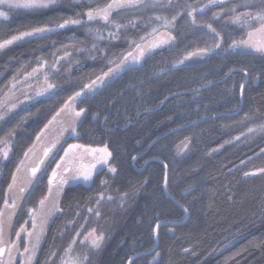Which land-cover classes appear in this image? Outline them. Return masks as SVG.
<instances>
[{"label": "trees", "instance_id": "16d2710c", "mask_svg": "<svg viewBox=\"0 0 264 264\" xmlns=\"http://www.w3.org/2000/svg\"><path fill=\"white\" fill-rule=\"evenodd\" d=\"M98 2L103 4L107 0ZM96 3L97 0H93L92 6ZM185 3L198 6L206 0H180V7ZM88 6V0H80L79 3L60 0L48 9H13L7 21L0 19V42L34 27L55 26L65 19L76 18L77 13L86 19L82 14ZM214 11H219V8L204 15L197 14L198 23L212 22ZM175 12V8H157L115 14L121 23H126L134 15L141 16L143 22L122 33L120 40L99 41V48L105 50L104 57L97 52V59L92 60L86 53L79 52L74 60L79 63L73 62L71 82L66 89L31 105L27 111H20L0 129V138H5L13 129L16 133L12 155L4 164L0 177V206L22 154L68 97L80 91L101 71L108 70L107 58H119L131 50L125 35L139 41L140 36L150 31V26H145L149 16L155 13L171 17ZM213 23L222 34L223 48H227L233 39L241 38L243 30L227 24L226 18ZM95 26L103 27L102 24ZM86 27L88 25H70L47 34L43 39L25 38L0 50V91L21 65L35 58L50 60L57 50L70 45L91 47ZM172 34L176 40L171 50H158L143 66L123 72L110 86L78 105L77 108L86 109V115L81 118L77 129V142L106 144L112 153L110 163L118 171L109 174L105 168L99 169L89 184L67 186L61 195V208L75 202L84 203L105 187L111 193H122L145 182L131 214L112 236L98 263L124 264L135 252L153 246V230L159 221H178L185 217L183 210L164 195L166 170L167 191L175 194L189 211L188 218L182 223L158 225L156 251L161 253L160 264H264V222L257 229L239 236L242 231L235 223L239 196L234 185L243 171L264 161V151H260L264 147V135H251V139L248 135L241 136L250 121L255 122L254 118L264 120V57L257 54L225 55L222 48L219 56L189 60L186 62L188 67L160 73L161 68H168L192 50L213 43L211 35L194 29L186 15L178 19ZM230 69L236 71L225 76ZM243 69H247V77ZM242 79L247 80L243 98L240 95ZM208 81H211L209 86L200 87ZM193 89H199V93L195 94ZM237 106L242 109L237 115L223 114L201 120L194 127L191 124L159 138L147 149L153 139L170 127L206 115L228 112ZM245 114L252 119L241 123ZM238 134L240 139L232 140ZM189 140V147L177 152L179 145ZM143 151L133 161L132 157ZM150 156L158 160L149 161L139 171L138 168ZM44 179L31 189L14 228L29 217L28 209L36 207L45 195L48 184ZM102 180L107 183L101 184ZM185 189H189L188 194H184ZM233 193L235 195L232 196ZM232 237L235 239L230 245L216 251ZM46 246L47 239L35 264H40ZM153 255L155 251L141 256L135 263L148 264Z\"/></svg>", "mask_w": 264, "mask_h": 264}, {"label": "snow or ice", "instance_id": "6c2138e0", "mask_svg": "<svg viewBox=\"0 0 264 264\" xmlns=\"http://www.w3.org/2000/svg\"><path fill=\"white\" fill-rule=\"evenodd\" d=\"M58 0H0V6H4L8 11L0 10V19L7 21L9 19V12L13 9H48L57 4ZM77 3L80 0H76ZM89 6L87 10L82 14L77 13L76 18L65 19L62 23L55 26H40L34 27L30 31L21 32L18 35L12 36L10 39L0 42V50H4L8 46L12 45L15 41L23 40L25 38L33 37L43 39L47 34L53 33L58 29H65L70 25L82 26L88 25L85 32L86 36L91 37V47H80L78 52L87 54L88 59H97V52L101 57L105 56V50L99 48V41L107 40L117 41L121 39L122 33H127L129 28H136L138 24L143 22L141 16H133L126 23H121L118 16L115 14L123 11L143 12L147 9L157 8H175L176 12L171 17L167 15L153 14L148 17L145 26H150V31L140 36L139 41L134 38H130L125 35L124 39L129 45V51L122 53L119 58H107V71H101L95 79L86 83L80 91L75 92L72 96L68 97L64 106L57 112V116L62 113L67 118V123L61 120L58 136L48 145L43 147L42 156L34 166L27 167L25 169V160H21L16 166V171L12 173L11 182L8 184L7 192L4 194L3 204L0 206V264H34L37 260V254L41 247V242L45 237V231L48 226L49 220L55 216L62 214L61 209V194L64 191L66 184H88L93 179V172L96 170L97 165H101V171L103 168H107V171L112 174L117 173V168L110 163V157L112 153L108 150V147L93 148L83 144H68L67 148L63 149L64 155L60 156L59 161H56V167L52 169L51 175L48 177V190L47 194L39 201L38 207L28 209V216L31 220V227H25L21 225L15 232V239L10 238V230L13 227V217L17 215V209L21 207L20 201L27 200V197L31 195V189L35 187V183L43 178L47 169L41 171V166L44 165L45 160L48 159L56 145L60 143V139L64 136V133H69L70 136H78V126L81 122L82 115H86L84 108L77 107L85 100L90 99L97 95L104 87L110 86L120 75L125 71H131L139 66H143V63L152 58L158 50H171L175 46L176 37L172 34L175 30L178 19L182 15H186L194 29L199 31H206L210 34L213 43L211 46H205L197 48L195 52H189L183 57V59L171 64L168 68H161L160 73H166L169 71L180 69L181 67H188L186 63L193 57L198 58H211L221 55L222 34L217 31L214 26L215 21L226 18V23L239 27L243 30L241 38L239 40L233 39L231 44L227 48H223L225 55H250L257 54L264 57V39H258V37H264V0H206V3L198 6L185 3L183 7H180V0H107L106 3H99L97 0L96 6H92L93 0H88ZM231 4L232 7H228ZM219 8V11L212 13V22L207 24H200L197 21V14L204 15L207 11ZM244 9V11H241ZM153 21L156 23L153 24ZM91 22V23H90ZM96 24H102L103 27L95 26ZM105 30L107 34L105 35ZM55 62L51 65L46 60H38L35 67L30 72H25L23 80L28 81L32 78L39 79L42 76L41 86L36 90L35 96H27V99L33 100L36 97H43L46 94L51 98L58 92V85L51 79L55 73L59 72L58 65L62 61L71 60L69 52L65 51L63 56H56ZM79 63V61H74ZM24 65L17 70V73L8 82V92L5 93L4 98H0V121L5 120L7 113L12 112L18 107L17 103H9L8 99L13 95V89H16L17 84L21 83V80L17 78L18 74L24 69ZM49 68L50 71H45ZM71 72V64L66 69ZM236 70L230 69L225 73V76L233 74ZM245 77L248 76L247 69H243ZM160 73H157L159 75ZM211 84L208 81L207 84H202L200 87H207ZM31 88V85H26ZM246 84H240V95L243 98ZM195 94L199 93V89H193ZM167 99V98H166ZM163 103V101H161ZM151 109H146L150 111ZM242 109L237 106L231 109L230 115H237ZM27 111V109H24ZM139 115V113H137ZM219 115H223L222 113ZM49 121V124L45 125L44 129H41V134L48 129L49 125L55 122ZM204 119V118H202ZM252 117L245 114L244 120L241 123L251 120ZM198 121H193L194 127ZM19 126V125H18ZM172 131H180V129H173ZM249 134L264 135V120L255 124L252 127H247L246 132L241 133V136ZM16 135L15 129L9 131L8 137L14 138ZM37 141L41 139V135H37ZM235 140H239L240 136L234 137ZM227 141L226 143H230ZM190 140L185 143L184 149L189 147ZM35 144L25 151V158L29 157V154L33 152ZM12 151L11 139L0 138V162L10 158V152ZM183 151V150H182ZM85 158L90 159V163H83ZM52 159H55L53 156ZM133 161L137 159L136 156L132 157ZM75 161H80L76 164ZM147 163V162H146ZM168 165L165 164L164 168L167 169ZM26 170L28 179L23 185L18 187V174ZM264 173V169L260 170ZM40 173L38 177L37 174ZM250 175L245 173V176ZM255 175V173H252ZM107 181L102 180L101 184H106ZM164 195L167 199L172 200L177 207L181 208L184 213H188V208L180 202V199L175 194L167 191V176L165 177ZM189 189L184 190V194H188ZM135 195V193H133ZM129 198L128 193L119 194L118 200L120 207H123ZM93 206L87 207L88 215L85 216V223L91 218H95L96 223H99L102 217V208L105 204L115 203L117 198L108 194L106 191L98 193ZM80 212H76V216L67 221L68 225L76 223V219L79 218ZM27 223V222H26ZM85 224L80 225V229H83ZM155 231V229L153 230ZM80 230H77L76 236L72 238L68 246L64 249L63 254L60 256L59 264H88L89 253L99 251L106 240V233L97 228H91L84 234V238L79 241V244L86 250L83 255H77L72 259H69L70 254L75 252V245L77 244L76 237L80 236ZM22 245V246H21ZM157 244H153L152 248L148 249L144 253H136L135 256L128 258V264H135V260L139 259L143 255H151L155 251V255L148 264H160L161 253L156 251ZM187 252V249H184ZM56 256L55 251H51L49 256L45 260V264H53L52 257Z\"/></svg>", "mask_w": 264, "mask_h": 264}, {"label": "rangeland", "instance_id": "374dc122", "mask_svg": "<svg viewBox=\"0 0 264 264\" xmlns=\"http://www.w3.org/2000/svg\"><path fill=\"white\" fill-rule=\"evenodd\" d=\"M58 1H60V0H58ZM73 1H76V0H73ZM6 9H7L6 7L0 6V10L6 11ZM258 39H264V37H258ZM78 48L79 47L76 45H70V46L63 47L54 53V54H56V56H63L64 52L67 51L71 55V60L62 61L61 64L58 65V67L60 69L59 72L55 73V75H53L51 77L52 81L58 85V91L64 90L70 85L71 72L69 73L68 71H66V69L69 67V64H71V71H72V64H73L77 54L79 53L77 51ZM195 51H196V49L192 50L191 52H195ZM54 54L50 60H46V61H48L49 65H51L52 63L55 62ZM199 59H201V58L193 57L191 60H199ZM38 60H45V59L35 58V59L31 60L28 64L24 65L25 66L24 69L18 74L17 78L21 80V83L17 84L16 89H13V95L10 96L8 99L9 103H17L18 107L15 108L12 112L7 113L4 121H0V129L14 115L19 113L20 111L27 109L31 105L49 97L46 94L43 97H36L33 100L26 98L27 96H35L36 90L41 86V82L43 79L42 76H40L39 79L32 78V79H29L28 81L23 80L24 73L30 72L32 70V68L37 65ZM45 71H50V69L46 68ZM243 78H244V76H243ZM242 80H244V79H242ZM8 82L3 87V89L0 91V98H4L5 93L8 92ZM28 84L31 85V88L26 86ZM63 106H64V104L56 111V113L49 120V121H51L55 117L56 118L55 122L52 123L51 125H49L48 129H46L43 134H41V130L38 132L37 135H41V139L39 141H37V139H36L37 135H36L34 143L30 146V148H31L35 144V148L33 149V152L29 154V157L25 158V156H24L25 151L22 154V157L19 160V162L22 159L25 160V169L27 167L34 166L38 162L39 158L42 156L43 147L45 145L50 144L58 136L59 129H60V123L59 122L61 120H63V121H65V123H67V118L63 113L60 116L56 115L57 112ZM77 110H79V108H77ZM82 117H83V115H82ZM49 121L45 125L49 124ZM254 121L255 122L250 121L249 127H252L255 124L260 122V121L255 120V118H254ZM45 125L41 129H44ZM239 135L240 134L235 135L234 137L239 136ZM251 135L255 136V134H249L248 139H251ZM234 137H232V140L234 139ZM5 138L11 139L12 147H13V138L8 137V135ZM185 143H186V141L179 145L177 152H182V150H184ZM68 144H83V145L90 146L93 148H97V147L102 148V147L107 146L106 144L91 145V144L79 143V142H77L76 137L70 136L69 133H67V132L64 133V136L60 139V143L56 145L55 149H53L52 155L48 159H46L44 165L41 166V171H43L45 168L47 169L46 174L43 175V178H45L44 182H46L47 184H48V177L51 174L52 169L56 167V161H59L60 156L64 155L63 149L67 148ZM222 145H221V147H222ZM260 151H264V147ZM12 152H13V149L10 152V157L12 155ZM53 156L55 157V159H52ZM8 160L9 159L4 160L3 162H0V177L2 175L3 166ZM19 162H18V164H19ZM90 162L91 161L89 158H85V160L83 161V163H85V164L90 163ZM75 163L79 164L80 161H75ZM112 166H114V165L112 164ZM99 169H101V165H97L96 170H94V172H93V175ZM105 169L107 171L106 167H105ZM261 169H264V161L256 164L255 166L250 167L246 171H243L240 174V176L238 177V179H236L234 181V185L236 184L235 191L237 192V195L239 196L238 213H237V218L235 220L236 225H238L240 227V230L242 231L241 234H239V236L246 234V233H249L250 231H252L254 229H257L264 222V173L260 172ZM245 173H249L250 175L245 176ZM252 173H255V175H252ZM109 174H112V173H109ZM37 176L39 177L40 173H38ZM28 178L29 177H28L26 170H22L18 174V180H19L18 187L20 185H23ZM144 184H145V182H143L141 185L135 187L134 189L126 192L129 194V198L123 207L118 206L119 205L118 197H119V194H121V192L120 193H111L107 188H105L104 190H101V191H106L108 194L112 195L113 197H116L117 200L115 203H110V204L104 205V207L102 208V217H101L99 223H96L95 218H91L87 221V223H85V216L88 215L87 207L93 206L95 204L94 198L97 197L98 193L91 196V197H88L84 203L75 202L68 207L61 208L62 214H59V215H57L54 218L49 220L48 226H47L46 231H45V237L41 242V247H42L43 243L47 239L46 251L41 258L40 264H45V260L49 256L51 251L56 252V256L52 257L53 264H59L60 256L63 254L64 249L68 246V244L72 240V238L74 236H76L77 230H80L81 235L76 237L77 244L75 245V252L70 254L69 259H72L77 255H83V253L85 252L86 249L79 244V241L84 238V234L87 233L89 231V229H91V228H97L98 231L102 230L106 233V240L103 244V247L99 251H94V252L89 253L88 264H98L102 254L104 253V250H105L107 244L110 241V240H107L108 237H111L110 235H112L113 232H117L119 230V228L123 226L124 222L127 220L129 215L131 214V212L135 206L136 200L139 198V196L141 194V191H142ZM69 185H73V184L72 183L66 184L64 186V189ZM47 190H48V185H47ZM47 190H46L45 195L47 194ZM6 192H7V189H6ZM122 193H125V192H122ZM133 193H135V195H133ZM235 193H233L231 195L233 196V195H235ZM23 203H24V200H21L20 201L21 207H19L17 209V215L15 217H13V227L15 226V223H16V220L19 216V213L22 210ZM37 207H38V205H37ZM77 211L80 212V216H79V218L76 219V223L73 225H68L67 221L73 219L76 216ZM81 224H85V227L83 229H80ZM21 225H25V227L30 228L31 227L30 217L26 218L16 228L12 227V229L10 230V238L15 239V232H16V230H18L20 228ZM234 233H238V232H234ZM234 237H236V236H234ZM234 237H232L233 239H230L229 241L223 243L218 249H216V251H219V250L225 248L226 245L227 246L230 245L232 243L231 241L235 239ZM106 242H107V244H106ZM105 244H106V246H105ZM41 247H40V250H41ZM40 250L38 251L37 258H38V255L40 253ZM126 261H127V259L124 261V264H126ZM35 262H34V264H35ZM17 264H18V260H17ZM135 264H141V263L137 262Z\"/></svg>", "mask_w": 264, "mask_h": 264}, {"label": "water", "instance_id": "95a60500", "mask_svg": "<svg viewBox=\"0 0 264 264\" xmlns=\"http://www.w3.org/2000/svg\"><path fill=\"white\" fill-rule=\"evenodd\" d=\"M247 80L245 79V81L243 82V83H245ZM230 114V112H218V113H214V114H211V115H206V116H203V117H200V118H198V119H195V120H193V121H201V120H204V119H210V118H214V117H216V116H220L219 114ZM202 118H204V119H202ZM193 121H190V122H188V123H185V124H182V125H179V126H175V128L174 129H181V128H183V127H186V126H189V125H191L192 124V122ZM165 134H162V135H160V136H157L155 139H153L148 145H147V148L151 145V143L152 142H154V141H156V140H158L159 138H161L162 136H164ZM158 160V158H156V157H151V158H147L144 162H143V164L141 165V167H139L138 168V170L140 171V170H143L144 169V167L147 165V163L149 162V161H151V160ZM161 161V160H160ZM147 162V163H146ZM166 175H167V171L165 170V177H166ZM164 185H165V179H164V183H163V189H164ZM188 218V213H185V217L183 218V219H181V220H178V221H168V220H161V221H159L158 223H157V225L155 226V231H154V235H155V244H157V228H158V225H160V224H163V223H171V224H179V223H182V222H184L186 219ZM152 248V247H151ZM150 249V248H149ZM148 249H146V250H143V251H141V252H138V253H144V252H146ZM154 252V251H153ZM136 255V253L134 254V255H132V256H135ZM127 264H128V261H127Z\"/></svg>", "mask_w": 264, "mask_h": 264}, {"label": "bare ground", "instance_id": "6f19581e", "mask_svg": "<svg viewBox=\"0 0 264 264\" xmlns=\"http://www.w3.org/2000/svg\"><path fill=\"white\" fill-rule=\"evenodd\" d=\"M226 115H230V114H226ZM174 128H175V127H170V128H168L167 130H165V131H163L162 133H160L158 136H160V135H162V134H165L164 136H167V135H169V134H171V133H174V132H176V131H172ZM164 136H162V137H164ZM154 142H155V141H154ZM154 142H152L151 145H152ZM151 145H150V146H151ZM150 146H149V147H150ZM149 147H148V148H149ZM148 148H147V149H148ZM147 149H146V150H147ZM146 150H144V151H146ZM144 151L141 152V153L136 154L135 156L137 157V156L143 154ZM151 157H154V156H150V157H148V158H151ZM7 188H8V186H7ZM39 200H40V199H39ZM38 202H39V201H38ZM37 205H38V203H37ZM37 205H36V207H37Z\"/></svg>", "mask_w": 264, "mask_h": 264}, {"label": "crops", "instance_id": "0c3cea01", "mask_svg": "<svg viewBox=\"0 0 264 264\" xmlns=\"http://www.w3.org/2000/svg\"><path fill=\"white\" fill-rule=\"evenodd\" d=\"M116 232H113V234L112 235H110L111 237H108V239L107 240H110L111 238H112V236L115 234ZM108 242V241H107ZM107 242H106V244H107ZM106 244H105V246H106Z\"/></svg>", "mask_w": 264, "mask_h": 264}]
</instances>
